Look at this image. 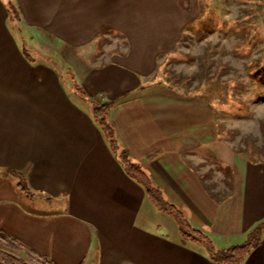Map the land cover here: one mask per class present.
I'll use <instances>...</instances> for the list:
<instances>
[{
    "label": "crops",
    "instance_id": "1",
    "mask_svg": "<svg viewBox=\"0 0 264 264\" xmlns=\"http://www.w3.org/2000/svg\"><path fill=\"white\" fill-rule=\"evenodd\" d=\"M182 3L0 0V228L54 264H220L178 223L181 238L151 226L156 204L93 117L111 100L121 148L162 197L217 248L256 235L243 264H264V159L209 174L214 111L157 80L191 21ZM65 47L85 60L67 82L52 57Z\"/></svg>",
    "mask_w": 264,
    "mask_h": 264
},
{
    "label": "rangeland",
    "instance_id": "2",
    "mask_svg": "<svg viewBox=\"0 0 264 264\" xmlns=\"http://www.w3.org/2000/svg\"><path fill=\"white\" fill-rule=\"evenodd\" d=\"M182 2L191 21L176 51L160 59L157 80L201 96L214 111L220 140L205 146L209 174L230 170L232 154L264 159V0ZM63 49L62 59L58 52L51 55L67 82L75 72L74 64L85 60L79 52ZM155 209L151 226L181 238L174 229L177 220L157 205Z\"/></svg>",
    "mask_w": 264,
    "mask_h": 264
},
{
    "label": "trees",
    "instance_id": "3",
    "mask_svg": "<svg viewBox=\"0 0 264 264\" xmlns=\"http://www.w3.org/2000/svg\"><path fill=\"white\" fill-rule=\"evenodd\" d=\"M116 101H106L101 103H94L92 107L93 117L103 132L112 151L120 156V159L126 164V170L138 182L146 187L152 201L164 211L170 213L178 222L181 233L184 237L204 246L208 255L213 261L220 264H243L251 253L252 249L256 246L258 238L256 235L250 237L243 244L235 245L233 247L218 249L213 239L202 229L194 227L185 218L184 213L172 203L166 201L159 189L153 187L150 179L143 172L138 164L132 163L126 148L122 147L116 136L115 128L109 119V111L115 105ZM120 148V151H119ZM119 151V152H118ZM22 190L27 192L25 187ZM7 251H5V250ZM25 251L29 257V261L25 262L23 259L15 257L13 252ZM0 259L9 264H54L51 260L42 255H38L30 248L26 247L21 241L12 237L0 228Z\"/></svg>",
    "mask_w": 264,
    "mask_h": 264
}]
</instances>
